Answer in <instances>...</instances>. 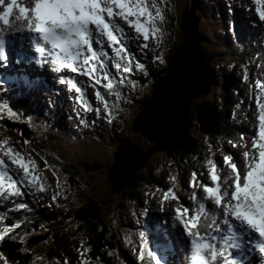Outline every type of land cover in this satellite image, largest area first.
Wrapping results in <instances>:
<instances>
[{"label":"snow or ice","instance_id":"obj_1","mask_svg":"<svg viewBox=\"0 0 264 264\" xmlns=\"http://www.w3.org/2000/svg\"><path fill=\"white\" fill-rule=\"evenodd\" d=\"M252 3L259 20L264 22V0H252ZM164 4L165 0H159V4L157 0H32L29 7L22 6L18 0H0V21L9 25V17L14 10L18 11L19 15L15 19L26 21L32 48L40 54L41 63L50 64V70L59 74L58 83L66 84L70 92L76 93L75 99L81 106L80 110L93 111L91 102L84 99L82 89L90 84L93 87L99 85L103 94L100 90L93 93L100 105L94 109L95 115L100 119L102 108L104 118L111 124L114 118L111 115L112 108L121 100L131 102L124 94L125 88L129 91L135 89L136 81L129 78L130 74L139 73L145 78L149 74L147 65L129 50L127 41H139L136 47L145 52L150 48L151 37L154 58L161 59L156 52L161 49L166 37V17L159 6ZM225 7L231 12L230 4L226 3ZM121 21L134 29L136 35L127 36ZM106 49H111V54ZM7 61L5 41L0 38V64H6ZM75 76L81 79L77 81ZM255 87L261 90L257 97L260 109L259 133L257 139L250 141L251 153L245 150L232 162L230 155H224L223 165L230 171L222 179L219 178L217 165L211 158L207 159L210 183L207 179L202 182L195 171L191 172L187 183L193 189L189 197L193 206L173 210V218L181 226L188 242L186 264H242L230 250L239 251L243 247L242 237L250 232L264 239V103L260 102L261 97H264V84L257 80ZM5 109L10 116L16 114L6 102L0 101V115ZM80 110H77L79 123L88 127V121L80 117ZM23 143L28 144L29 141ZM241 147L247 149L249 146L241 144ZM5 155L11 165L18 167L9 171L5 168V160L0 158V201L11 202L15 210H25L28 206L24 202H16L12 198L22 197L25 191L33 194L34 189L43 193L51 185L37 170V163L31 157L22 158L21 153L13 154L10 148ZM239 157H242L240 162ZM43 168L51 173L55 189L60 190L62 182L54 167L45 161ZM203 175L200 173V176ZM58 195L59 191H55L51 199L55 201ZM163 197L178 199L172 187L163 190ZM209 206L213 210V223L219 219L222 225L227 226V235L217 238L199 231L198 221L201 216L209 214ZM9 227L15 229L17 224L13 223ZM237 227L241 231H237ZM216 231H221L219 226ZM138 235L142 241L145 233L140 232ZM0 236H3V232H0ZM12 239L15 241L16 237ZM20 240L23 243V237ZM254 247L264 258V243H255ZM88 251L87 248L77 251L80 264H90L84 255ZM136 259L141 264H162L157 253L144 243L139 245ZM0 261L7 264L2 254ZM261 264H264V259Z\"/></svg>","mask_w":264,"mask_h":264},{"label":"rangeland","instance_id":"obj_2","mask_svg":"<svg viewBox=\"0 0 264 264\" xmlns=\"http://www.w3.org/2000/svg\"><path fill=\"white\" fill-rule=\"evenodd\" d=\"M193 0H165V4L164 5H159L162 8V12L165 15L166 18H169L168 21H166L165 24V30H166V37H165V48H167L168 50H170L169 52H167V50L165 51L166 54H164L163 57H161V59H156L154 60V62L151 65H157V69L158 70H162L164 71L166 68H169L170 64L169 62H171L172 60H174L177 56L178 53L180 52V50H182L181 48H183V42H184V35H183V31L181 29V26L183 24V13L187 12L188 10L190 11L191 8L187 9L189 7V5H191ZM198 5L200 6L199 12H197L201 18L200 20V24H199V32L200 34L204 37L205 41L202 42L201 47L203 50H206L208 52H212V50L215 49H219V48H227V46L230 44L229 40H230V36H229V29H231L233 32L234 30L237 31V33H235L237 35V39H241V40H245L246 36L249 35L251 38V41L253 42L254 40H257L258 37L253 38L250 33H249V26L254 28V31H256V25L255 22L252 21L250 22L249 26L247 27V23L249 22V17H251L249 15V17L247 16V14L243 11L242 6L240 5V2L238 0H195ZM243 2V0H240ZM158 4H159V0H157ZM228 3L231 5V12H229L226 7L225 4ZM29 7L31 5H28ZM16 12V10H15ZM14 12L13 17H15L16 13ZM247 18V19H246ZM20 22V21H17ZM229 24H231V27L229 26ZM122 26L124 27L125 33L127 36H129V29L127 30V28L125 27V24L123 23ZM264 30V28H263ZM135 33V32H134ZM228 38V40L226 39ZM231 47V46H230ZM179 51L176 53V56L170 61H168V58H172L173 57V53L174 51L178 50ZM162 55V54H161ZM168 56V57H167ZM140 60H142V55L139 58ZM153 59V58H152ZM151 59V60H152ZM153 61V60H152ZM165 61V63H164ZM211 61V60H210ZM248 61L250 63V58H248ZM212 63V62H211ZM210 63V64H211ZM217 63H214L212 65H209L208 71L211 74V92H214V95H209L211 98L215 97V100L217 97H220L221 95V90L224 92L225 90V83H223V78L226 82V79L229 77L230 80L233 81L232 86L235 85V83L239 82L240 80H237V78L235 76H231L232 72L235 71H239L242 68L241 64H238V62L234 63H227L224 66H220V68H215L213 69V66L216 65ZM156 68V67H155ZM150 69V75H152V78L150 79H145L143 82H137V91H132V93H129V91H124V94L130 99V103L124 102L122 101V109L124 112H117L116 109H114V118L112 120V123L109 124L107 123V120L104 118V112L101 108V118L98 119L99 121L96 120V128H102L99 129L95 134H97L100 138L97 137H91L89 139L88 142L82 140L81 138H79L78 134H76V129L80 130L81 128L85 131V129H89L88 127H84L79 123V118L73 117V115H70V118L67 120L66 118H64L63 126H66V128L69 130V132L67 133V135L62 136V135H56L53 136V138L51 137V140L49 143L52 142V144H48L49 146V150L51 152V158H59L62 160H65L64 164H61L63 167L67 166V169L72 171V173H79L77 172L76 168L80 167V163L85 162L88 160V162H96L98 160H100L104 166L103 168H100L96 171L93 172H87L85 169H81V175L82 177L79 179L76 178H71V176H67L68 177V181L69 179H73L72 183H73V187H77L80 183V188L76 190H78V195L77 197L79 198L80 202H78L76 204V208H77V213L75 215V217H73V215L71 214V212H65V208H57L58 212H61L60 215L61 217L63 216V218H58L56 216H54V220L50 223H48L47 227L43 228L42 230H40L39 232L41 233H35L33 236L38 237L39 235H44L45 234H54V232L51 230L52 228H56L58 230H64L66 227V232L65 234H70L75 235V231L77 230L76 227L78 226V224L85 222V218L87 219L90 216V213L87 211H83V207L82 205H84V202L87 199V194L85 195V193L88 191V181L91 183V187H92V192H90V194H94L96 197L103 198L105 197L104 195L106 194V192H108V185L107 182L110 183L111 182V174L110 171L112 168L109 169V165H113V157L112 154H114L117 150H118V146L120 145H132V146H136L138 148H140L141 150V155L143 156H147L146 162L144 163V167L142 166L139 170H137V174H142V177H145L146 174L150 173L153 177V182L151 183V186H146L145 183H141L138 182L136 187H140L138 190H136L135 192L130 193L132 194L130 196H135L134 199L136 198H140V196H143V192L145 190H153L157 183V175L159 173V171L162 172L164 176L161 175V179H160V183H162V185L164 187H166V185L170 182L169 177L175 172L178 171L179 168L175 162V157H171L167 154V152H164L162 147L164 146H168V143L170 142H175L176 144H180V142H182L183 140H185L187 138V134L185 132H182V130L180 131V133H178L176 136H172L173 134H175L174 132H172V130L174 129V125L176 124V122H173L172 126H166L163 125L161 123L157 124L158 127L154 128L156 130H160L161 133V139H160V143L157 144L155 142H151L152 140H150L148 137H146L141 130L136 131L134 129V124L136 122V120L138 119V116L142 110V105L143 103H145L149 98H151L152 93H153V83L151 82L153 80V78L156 75V72L158 70L156 69ZM231 68V69H230ZM231 72V73H230ZM214 79V80H213ZM49 84L51 85L52 80L49 79ZM241 82V81H240ZM213 86V87H212ZM142 87V88H140ZM85 94L88 98V100L91 102L93 111L91 112H85L83 110H80V105L76 103V93L74 91H69V94L66 92H62L58 95V90L55 89L53 98L55 99V102L57 103L56 105L58 106L57 108V113L58 116L60 118V114H62V116H66L67 114L71 113L69 112L70 109H73L76 111L80 110V113H85L82 115L83 118L85 117H89V118H93L96 117L94 109L99 105L98 101H95L94 96H93V91L90 89H84ZM66 95L67 97L69 96L71 98L70 103H69V99L70 98H65ZM73 96V97H72ZM49 97V96H48ZM230 100H231V107L233 106V109L235 107H237L238 109V103H236L233 97L229 96ZM110 101L113 100V98H109ZM221 101H216V108L218 110L219 113H222L223 109V105L220 103ZM233 104V105H232ZM196 103L194 104V106L192 105L191 110H190V114L192 113V116L194 118L195 114L193 113V110L195 109ZM16 113L22 115V113L24 112H29V110H25L23 109V107L17 103L16 106ZM233 109L230 108L229 112L226 113L225 116H229V118H235L237 117V112L235 110V112H233ZM240 113H246L248 114L247 116H250V111L245 109L244 106H242L239 109ZM112 112V111H111ZM26 113V114H27ZM113 114V113H112ZM77 115V114H76ZM243 115V114H242ZM227 116V117H228ZM38 123L44 126V119L41 118V116H38ZM246 117V116H243ZM251 120V118H250ZM231 121H233V119H231L229 122H227L225 120L226 124H230ZM193 122V121H192ZM248 123V119H245V121H242V124H240V126L242 127H248L246 126ZM50 124V123H49ZM244 124V125H243ZM51 125V124H50ZM62 127V126H61ZM152 127V126H151ZM180 127V126H178ZM38 128V127H37ZM33 130H36V126L33 127ZM112 130V131H111ZM190 133L192 134H196L198 135V157L199 158H211L213 160V158L215 160H218V162L221 164L222 162V158L224 155H232L231 152V145H230V141H226L225 139L222 140L223 141V145L222 147L219 146V144L217 143L216 146H210L208 143V139L204 138L203 136H199L200 132L198 130V126L197 123L194 121L192 128L190 129ZM14 134L17 135V133H11L9 134L10 138H14V140H8V142L10 144H13L14 142H17L18 138L17 136H15ZM68 136L71 137V139L68 138ZM183 137V138H182ZM21 139V137H19ZM179 138H182L180 140L179 143H177L176 140H178ZM77 139H80L81 142H76ZM4 141V140H3ZM2 141V142H3ZM1 142V143H2ZM93 142V143H92ZM22 145L23 142H20ZM158 146H160L158 150ZM32 147V146H31ZM151 150L153 152H151ZM231 152L230 154L227 152ZM29 153L32 154V156L36 159H41V156L43 157L42 160L48 159V153L46 154V152H41V156L36 154L34 151L29 150ZM39 151H41V149H39ZM236 155V151H233ZM55 156V157H53ZM237 159V156H235ZM191 158L192 156H190L189 158V162H191ZM144 160V159H143ZM182 161V160H180ZM196 170L198 172H204L207 170L208 166L206 164V161H201L196 159ZM214 162V161H213ZM215 163V162H214ZM95 165L94 163H91L89 166H93ZM108 165V167H107ZM78 166V167H77ZM57 167L60 166H56V168H54L55 171H57ZM70 168V169H69ZM191 168H194V162L191 164ZM80 169V168H79ZM218 170V168H217ZM80 171V170H79ZM196 172V171H195ZM197 173V172H196ZM41 174L44 176L43 172H41ZM50 176L49 178L52 180V176L51 173L49 172ZM85 182H87V185L85 184ZM69 184V182H68ZM70 185V184H69ZM22 188V186H20ZM106 187H107V191H106ZM112 187V184H111ZM127 187H124L122 189H120V191L116 194L117 197H115L113 201H111L110 203L107 204L106 209L101 213L104 217L105 220H109L110 222H116V219L118 217L119 214V207H121L123 210L126 209V202L125 200L121 201L122 196H125V189ZM121 192V193H120ZM123 192V193H122ZM128 194V195H129ZM41 195H44L43 193L40 192H36L35 189L33 190V194H29L28 192L25 191L24 195L20 198H12L14 200H16V202H21L20 200H22V202H24L27 206L29 204L34 203L39 209L41 207H43V209L47 212V210H45L44 208L46 207H50V209H53L55 211V207L53 205H48L50 204L47 200V197H41ZM61 200L64 202L63 204H73V201L70 200H66L65 197L61 196L60 197ZM43 200H45V203H43ZM10 204H12L10 202ZM13 206V205H12ZM46 206V207H45ZM32 207V206H31ZM142 207V206H140ZM28 209V207L23 210V213L26 212V210ZM34 209V207L32 208ZM70 209V208H69ZM60 210V211H59ZM72 210V207L71 209ZM16 212L19 210H15ZM93 211V210H92ZM40 212L36 213L39 214ZM55 214H57V212H55ZM92 214V213H91ZM25 216V215H22ZM152 217H154V215H151ZM75 218V224L74 226L70 225V223H73L72 220ZM155 218V217H154ZM63 219H67V221L63 220ZM90 220V219H89ZM57 222L60 221V224H56L54 225L53 222ZM156 221V218H155ZM94 222L92 221L90 226L88 225V227L86 228H82L83 226H81L82 231L85 233L84 234V240H88L89 237L91 238V236L94 234L92 233L93 231L99 230V228H94L93 225ZM116 226V224H115ZM144 227L146 225H143ZM159 227V226H158ZM158 227L152 228L150 231L145 230L141 225H139L137 223L136 220L132 221V224L129 226V228H133L136 231H143V233H145V237H147V233L148 232H153L156 231L158 229ZM167 227V225L163 226L162 228L165 229ZM160 228V227H159ZM96 229V230H95ZM100 229H102V227H100ZM160 229V230H163ZM50 230V231H49ZM115 231V229H114ZM166 231V230H164ZM30 232H33V230L30 229ZM44 232V233H43ZM113 232V231H112ZM165 232L162 233L163 236H165ZM171 234V233H170ZM21 235H28L27 234V229H23L21 230ZM86 235V236H85ZM173 236H176V234L174 233V231L172 232ZM70 236V235H68ZM162 236V237H163ZM35 237V238H36ZM50 237H55L50 235L47 239L49 240ZM77 241H84L82 239V237L76 236ZM121 238V239H120ZM120 238L115 237L116 239V245L115 248L111 250L112 255L115 253L119 259V257H121L122 259L120 260L121 262H124V259H129V255L130 253H128V249L124 247L125 243L130 241L132 238L135 237H130L129 235L127 237H124L123 235L120 236ZM34 239V238H33ZM55 238H51L52 243L54 242ZM66 241H69V239H65ZM29 241V240H28ZM27 241V242H28ZM44 245V244H43ZM42 245V246H43ZM47 246H49L48 243H46ZM125 248L126 251H122L121 252V247ZM83 248V247H82ZM86 248V247H84ZM38 250L33 253L35 255L34 257V262L33 264H48V262L50 264H65L66 260H69L68 262L70 264L73 263L74 261V256L72 257V254L70 253V251H66L64 248L63 249H58V247L55 245L56 250H54L55 252H51V250L49 249V254L42 249L41 247L37 248ZM66 251V253L64 254L62 251ZM114 252V253H113ZM57 253V254H56ZM87 253V252H86ZM85 253V254H86ZM69 254V256H68ZM49 255V256H48ZM113 257V256H112ZM44 258H47V263H45ZM65 258V259H64ZM85 258L87 259V257L85 256ZM73 260V261H72ZM76 264H80V262L77 260V258H75ZM96 261V260H95ZM128 261L131 260H126V264H129ZM133 261V258H132ZM95 263V262H94ZM97 264V263H95ZM99 264H104L99 263Z\"/></svg>","mask_w":264,"mask_h":264},{"label":"trees","instance_id":"obj_3","mask_svg":"<svg viewBox=\"0 0 264 264\" xmlns=\"http://www.w3.org/2000/svg\"><path fill=\"white\" fill-rule=\"evenodd\" d=\"M219 50L221 51L217 52L216 50V52H211L210 63L214 61L217 62L216 59H218L221 62L228 63L231 62V60H235V59L243 60V58L245 57V56L241 57L240 56L241 54L236 55L235 52L232 53L234 54L232 55L231 54L232 50H230L229 48L228 49L219 48ZM178 51L179 49L174 51L173 57L169 59L170 61L176 56V53ZM157 80H159V78L158 79L155 78L154 82L152 81L151 82L154 84ZM232 83L233 81L229 79L228 84L225 86L224 92L221 90V95L220 97H218L219 100L222 101V105L224 109L222 110V113L218 112L215 101L209 97H206L205 99H202L201 101L197 102L195 109L193 110V113L195 114V118H191V122L193 121L194 123L195 121L197 123L198 130L200 132L199 136L201 135L204 138H207L210 146H216L217 143L219 144L220 142H223L222 140L226 139L229 136L228 131L233 132L232 127H228L225 124V120L229 121V118H226L227 116L225 115L227 112H229L231 108L229 91L231 87H233ZM39 99L40 98L38 97L37 93L34 91L27 94H23V96L20 95L18 103L23 107V109L29 110L30 114L33 113L36 116H41V113H38L36 111V107L39 105L38 104ZM16 105L17 102H13L11 104V106H16ZM45 108H49V107H45ZM37 110L41 111L40 109ZM29 118L32 119L31 116H29ZM27 125H28L27 123L18 122L11 119L10 117H7L5 112H3L2 115H0V130H3L4 132H8V133H18L23 141L25 140L29 141L27 145H29L30 147L32 146L31 148H33L36 152L40 154L41 152H46V154L47 153L49 154L48 159H46V162L49 165H52L53 167H55V165H59L62 168V171H64V173L74 174L72 173L70 168H69L70 170H68L67 166L63 167L61 165L62 162L59 158L56 159L51 158V152L49 150V146L51 143H49L50 142L49 138L41 134H38L31 127ZM189 134L184 141L180 142V144L171 145L167 148L166 151L169 156L175 157V162L179 168L178 171H180L182 177L184 172L188 169L186 165L187 160L193 154L197 157L199 151L198 135L192 133ZM39 149H41V151H39ZM76 170L79 173H75V176L82 177L81 167L76 168ZM138 182L145 183L146 186H151V183L153 182V177L150 173L146 174L145 177H142V174H137L134 182L130 185L131 190H134ZM88 183H89L88 191L85 193V195L87 194V199L84 202V205H82V207L87 212L92 213V214L90 213L89 222L87 223L83 222L78 224V226L76 227L77 230L75 231V235L73 233L72 236H68L71 235V233L63 234V230H60L59 232L57 230L56 231L57 235L55 234L56 237L54 239V242L53 243L52 241L49 242L51 244H49V246L41 248V250L43 249L45 252L47 251L49 254V249L51 250L52 253L55 252L54 251L56 250L54 249L55 245L60 249L66 248L67 243L72 245L77 240L76 236H80V237L84 236V232L82 231L81 226H83L82 228L84 229L88 227V225L90 226L91 222L93 221L94 222V224H92L93 227L97 229L99 228V230L95 229L96 231L92 232L94 234L91 236V238L89 237L88 239V245L91 249L90 253L93 259L96 260L97 263L103 262L104 264H122L121 261L118 259L117 255L114 252L113 255L111 253V250L114 249L116 245L115 235L112 231L115 229V232L116 230L118 232L120 227L119 218L117 217L116 221H118V224H116L115 226L114 222L105 220L103 215L101 214L106 209L107 204L113 201L115 197H117L116 194L113 193L111 187V184L113 185V182L110 183L107 182L108 192H106V194L104 195L105 197L100 199L96 197L93 193L90 194V192H92L93 190L91 187V183L89 181ZM106 191H107V187H106ZM126 191H129L131 193L129 187H127L124 191L125 194L128 196L129 192ZM64 194L66 195L65 199L68 201L72 200L73 204L71 205L61 204V207L66 209L65 212L72 211L71 214L73 215V217H75L77 213L76 204L80 202V200H78L75 197L77 194L74 190L68 191V194L66 193ZM71 207L72 210H70ZM73 221L74 222L76 221L75 218L72 220V222ZM74 222L70 223V225L72 226L76 225ZM100 227H102V229H100ZM67 238L70 239L71 241L70 242L66 241L65 239ZM24 250L25 249H23L21 246L16 245L15 243L12 244L11 242H7L2 246V251L4 253V256L7 258V263L10 262V264H31L34 259L33 251L29 250L30 253L29 252L25 253Z\"/></svg>","mask_w":264,"mask_h":264},{"label":"water","instance_id":"obj_4","mask_svg":"<svg viewBox=\"0 0 264 264\" xmlns=\"http://www.w3.org/2000/svg\"><path fill=\"white\" fill-rule=\"evenodd\" d=\"M197 8L193 3L191 10L183 13V48L172 60L166 77L154 86L152 98L143 104L142 112L134 124L136 131L141 130L146 137L152 140L151 142L157 144L160 143L162 135L160 130L154 128L158 127L159 123L170 127L174 125L173 122H176L172 130L175 134L172 136H176L181 130L188 135L191 126L189 123L190 110L193 102L207 96L211 91L206 70L207 61L200 48L202 39L199 36ZM182 138L176 140L177 143ZM174 144L176 143H168V146L162 147L163 151L166 152L167 148ZM128 147H121V151L115 155L116 163L111 170V180L114 188L118 189L114 191L115 193L134 181L137 170L144 165L147 159V156L141 155L140 149L129 147V152L135 159L131 161L129 159L127 162L125 151ZM159 147L158 150L161 149ZM151 152L153 151L151 150ZM114 171L119 172L117 176L119 179L114 176Z\"/></svg>","mask_w":264,"mask_h":264},{"label":"bare ground","instance_id":"obj_5","mask_svg":"<svg viewBox=\"0 0 264 264\" xmlns=\"http://www.w3.org/2000/svg\"><path fill=\"white\" fill-rule=\"evenodd\" d=\"M214 80V79H213ZM49 82V81H48ZM213 87V86H212ZM51 102H52V100H50ZM49 108H51V107H49ZM158 132V131H157ZM190 135V134H189ZM188 137V136H187ZM184 141V140H183ZM125 153H126V160H127V162H129V159H130V161L131 160H133V159H135L134 158V156H133V154L131 153V152H129V147H128V149H126V151H125ZM113 174H114V176L117 178V176L119 175V172H113ZM121 176H122V174H121ZM117 179H119V178H117ZM146 225V224H145ZM145 227H148L147 225L145 226Z\"/></svg>","mask_w":264,"mask_h":264}]
</instances>
